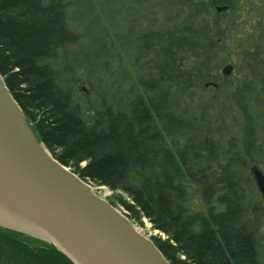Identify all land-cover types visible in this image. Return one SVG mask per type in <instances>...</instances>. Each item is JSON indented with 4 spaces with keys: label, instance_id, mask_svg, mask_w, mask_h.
Listing matches in <instances>:
<instances>
[{
    "label": "trees",
    "instance_id": "obj_1",
    "mask_svg": "<svg viewBox=\"0 0 264 264\" xmlns=\"http://www.w3.org/2000/svg\"><path fill=\"white\" fill-rule=\"evenodd\" d=\"M158 1L130 5L167 16L152 29L150 9L129 50L124 103L74 90L66 53L81 37L67 0H0V76L38 143L131 222H149L169 264H264L250 173L264 167V0ZM0 264L73 263L0 228Z\"/></svg>",
    "mask_w": 264,
    "mask_h": 264
},
{
    "label": "water",
    "instance_id": "obj_2",
    "mask_svg": "<svg viewBox=\"0 0 264 264\" xmlns=\"http://www.w3.org/2000/svg\"><path fill=\"white\" fill-rule=\"evenodd\" d=\"M38 148L46 151L0 76V228L53 245L73 264H169L123 213ZM250 173L264 203V174Z\"/></svg>",
    "mask_w": 264,
    "mask_h": 264
},
{
    "label": "rangeland",
    "instance_id": "obj_3",
    "mask_svg": "<svg viewBox=\"0 0 264 264\" xmlns=\"http://www.w3.org/2000/svg\"><path fill=\"white\" fill-rule=\"evenodd\" d=\"M133 1L135 0H67L66 13L69 25L74 33L81 37L78 43L66 53L72 67L69 78L74 82V90L81 97L87 96L90 100H96V98L99 100L102 97L107 101L112 97L116 103H124L128 100L126 92L131 81L121 82L120 72L126 73L125 79L129 77L126 71L127 67L129 68V50L134 48L139 32L145 28L143 22L148 20L149 12L154 11L156 16L152 29L159 26L162 28L161 23H165L167 16L164 13L162 15L160 11L157 12L158 7H155L156 10L150 7L153 11L148 9L152 4L139 6L135 10L136 8L130 7L134 4ZM156 2L160 1L156 0ZM67 63L59 64V69L57 68L63 80H68L64 75L65 69L69 68ZM258 168L264 173L262 165ZM86 184L105 201L111 196V192L105 187H95L88 182ZM257 199L262 206L259 196ZM262 207L263 209L259 210L260 221L257 226L264 248V205ZM116 209L125 213L120 206ZM131 223L147 239L155 236L164 238L157 231L152 230L150 223L146 220H142V223Z\"/></svg>",
    "mask_w": 264,
    "mask_h": 264
},
{
    "label": "bare ground",
    "instance_id": "obj_4",
    "mask_svg": "<svg viewBox=\"0 0 264 264\" xmlns=\"http://www.w3.org/2000/svg\"><path fill=\"white\" fill-rule=\"evenodd\" d=\"M37 152H38L40 155H42L43 157H45V158L51 160V157H50L46 152H44L41 148H38V149H37ZM261 201H262V200H261ZM262 202H263V201H262ZM263 205H264V203H263Z\"/></svg>",
    "mask_w": 264,
    "mask_h": 264
},
{
    "label": "flooded vegetation",
    "instance_id": "obj_5",
    "mask_svg": "<svg viewBox=\"0 0 264 264\" xmlns=\"http://www.w3.org/2000/svg\"><path fill=\"white\" fill-rule=\"evenodd\" d=\"M128 30H129V29H128ZM129 34H130V33H129ZM129 34H128V35H129Z\"/></svg>",
    "mask_w": 264,
    "mask_h": 264
}]
</instances>
